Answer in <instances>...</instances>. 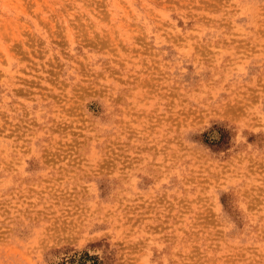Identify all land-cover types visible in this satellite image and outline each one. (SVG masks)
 I'll use <instances>...</instances> for the list:
<instances>
[{"label": "rangeland", "instance_id": "rangeland-1", "mask_svg": "<svg viewBox=\"0 0 264 264\" xmlns=\"http://www.w3.org/2000/svg\"><path fill=\"white\" fill-rule=\"evenodd\" d=\"M0 264H264V0H0Z\"/></svg>", "mask_w": 264, "mask_h": 264}]
</instances>
